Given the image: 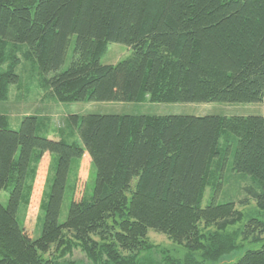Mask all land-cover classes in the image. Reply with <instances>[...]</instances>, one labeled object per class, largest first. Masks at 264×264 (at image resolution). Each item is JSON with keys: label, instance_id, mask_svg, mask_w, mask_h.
Returning <instances> with one entry per match:
<instances>
[{"label": "trees", "instance_id": "1", "mask_svg": "<svg viewBox=\"0 0 264 264\" xmlns=\"http://www.w3.org/2000/svg\"><path fill=\"white\" fill-rule=\"evenodd\" d=\"M111 43L132 54L102 65ZM24 61L38 64L43 86L61 103H264V0H0V102L20 83ZM70 120L79 142L40 136L36 118L13 129L0 114V194L9 195L7 206L0 202V264H206L235 251L239 240L264 241V218L229 231L245 214L235 201H218L232 159V172L250 177L231 176L246 183L239 203L254 200L264 214V117ZM48 155L55 174L45 199L39 182ZM88 162L96 170L92 198L77 202L74 192L61 223L73 165L78 173ZM30 177L29 216L39 194L45 210L36 239L19 221ZM151 230L186 255L153 244ZM75 249L88 263L68 258ZM156 251L158 263L150 257ZM230 264H264V245Z\"/></svg>", "mask_w": 264, "mask_h": 264}, {"label": "rangeland", "instance_id": "2", "mask_svg": "<svg viewBox=\"0 0 264 264\" xmlns=\"http://www.w3.org/2000/svg\"><path fill=\"white\" fill-rule=\"evenodd\" d=\"M75 38L72 39L68 58L65 63L64 69L69 67L72 58V52L74 50ZM132 54V50L126 45L119 43H111L108 46L106 54L101 59L102 65H117L118 63L126 60ZM19 56L21 54L19 53ZM17 74L20 77V83L18 85H12L9 87L8 98L4 102H0V114L6 115L9 119L11 128L19 129L22 122L27 118H36L40 124L38 131L40 136L47 137L50 140H66L67 142H74L79 139V134L76 126L70 120L71 116L86 114H99V115H189L196 117H204L208 115L219 116H261L264 117V103L259 104H226V103H151L146 101L142 104L139 103H118V102H74V103H61L50 92L48 87L43 86V75L40 73L37 63L31 61H24L17 68ZM79 142V140H78ZM51 156L48 155L44 160L43 171L41 172V179L39 182V193L46 191L45 199L50 191L52 179L55 174V169L49 168L51 165ZM56 163V160L53 159ZM232 159L229 163V168L226 171L225 183L220 193L218 201L220 203L226 201H235L237 203V209L245 214L244 220L237 224L234 228H230L229 231L244 228L250 218H264V214L257 210L254 200H250L246 205L239 203L244 198L243 187L246 183L240 184L237 180L231 178L232 175L238 176L244 180L250 179L246 175H236L231 170ZM53 166L55 164L53 163ZM80 169L77 173V165H73L71 175L69 177L67 190L62 204L60 222L64 223L70 213V207L72 200L74 199V192L76 194V201L78 202L83 196L90 200L92 198L94 187L96 170L88 162L86 168ZM247 178V179H246ZM248 185V183H247ZM31 177L27 182V188L24 192L23 201L19 210V221L24 223V228L27 229L29 235L36 239L42 234V227L44 224L45 210L42 209L39 212L38 206L34 209L32 216H29V209L27 210V199L30 192ZM74 187L76 190H74ZM8 192L2 191L0 194V202L7 206L8 204ZM211 189L208 188L206 196L203 201V207H205L211 200ZM27 210V212H26ZM26 214V216H25ZM38 217V219H37ZM29 223V225H28ZM211 229L210 232H213ZM150 241L174 252V254L182 258L186 255L185 248L174 245L165 235L157 233L153 230L149 233ZM238 248L232 253L225 255L218 262H206V264H230L237 262L247 250H258L263 247L264 241L258 244L251 242H243L239 240L237 242ZM148 258V255H144ZM151 261L158 263L161 259L159 252H152ZM200 257V254H197ZM70 260L76 262L88 263L85 254L81 249H75L70 257Z\"/></svg>", "mask_w": 264, "mask_h": 264}]
</instances>
